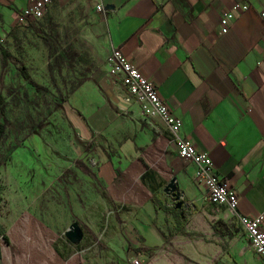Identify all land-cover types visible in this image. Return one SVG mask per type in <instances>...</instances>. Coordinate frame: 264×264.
<instances>
[{
  "label": "crops",
  "instance_id": "1",
  "mask_svg": "<svg viewBox=\"0 0 264 264\" xmlns=\"http://www.w3.org/2000/svg\"><path fill=\"white\" fill-rule=\"evenodd\" d=\"M231 1L52 0L44 12L49 7H84L93 21L86 35L93 57L102 59L111 48L119 49L153 84L168 112L180 119L179 135L206 152L217 177L228 180L237 195V213L264 218V31L259 16L264 0H248L249 9L221 33L218 19ZM29 2L0 0V34L12 28L39 34L34 22L41 18L15 23L16 12ZM96 3L113 10L97 12ZM110 85L120 90L119 81ZM72 105L86 107L77 97ZM67 117L78 130L80 146L89 139L101 143L116 130L128 132L117 149L119 163L112 162L106 149L98 154L95 175L107 186L122 184L130 207L141 215L144 252L130 254L128 263L137 257V264H261L236 222L240 233L233 232L225 209L207 203L205 190L193 180V166L177 156L159 117H118L115 128L97 115L87 119L69 110ZM170 180L190 204L184 216L176 212L191 219L174 230L175 240L166 241L163 212L154 205L149 186ZM162 197L169 206L170 199ZM117 261L126 264L122 256Z\"/></svg>",
  "mask_w": 264,
  "mask_h": 264
},
{
  "label": "rangeland",
  "instance_id": "2",
  "mask_svg": "<svg viewBox=\"0 0 264 264\" xmlns=\"http://www.w3.org/2000/svg\"><path fill=\"white\" fill-rule=\"evenodd\" d=\"M92 24L84 7H49L34 22L38 35L29 28L0 34V45L24 63L37 86L24 84L11 63L0 74V264H118L120 256L132 264L130 254L144 252L139 210L130 207L122 184L107 186L95 177L98 154L107 149L119 163L117 149L128 132L116 130L101 143L89 139L80 146L67 117L69 110L87 119L97 115L115 128V118L144 116L121 78L110 73L108 51L102 59L93 57L86 38ZM110 81H119L120 90ZM73 97L86 107H73ZM164 186L149 187L154 205L167 208L161 210V233L169 241L191 217L181 218L162 200ZM229 221L239 234L234 219ZM71 224L80 234L75 243L64 235ZM214 231L222 236L218 227Z\"/></svg>",
  "mask_w": 264,
  "mask_h": 264
},
{
  "label": "built area",
  "instance_id": "3",
  "mask_svg": "<svg viewBox=\"0 0 264 264\" xmlns=\"http://www.w3.org/2000/svg\"><path fill=\"white\" fill-rule=\"evenodd\" d=\"M52 0H30L29 4L16 12V24H23L28 20H36L42 17L46 6ZM248 0H232L228 9L222 11L219 19V31L226 32L232 20L240 13L249 9ZM95 10L105 13L113 10L109 4L96 3ZM264 31V9L259 11ZM105 61L110 73L119 75L125 87L127 95L132 97L139 106L141 113L148 117H159L169 132V141L173 144L177 156L193 166L192 177L195 183L205 190L207 203L213 206L223 207L226 213L234 219L246 238L249 248L264 264V226L263 215L254 217L240 215L236 211L237 195L228 180L219 178L215 174L213 163L206 152L195 148L192 141L179 135L180 119L171 115L161 99L158 97L153 84L141 75L139 70L130 63L117 48H111ZM128 100V98H125ZM163 195L170 199L171 206L178 204L177 210L184 216L189 211L190 204L184 199L182 192L177 188L175 181L170 180L163 188ZM68 230V228H67ZM66 230V231H67ZM65 235V233H64ZM75 243L76 239L70 240ZM132 264H137L136 260Z\"/></svg>",
  "mask_w": 264,
  "mask_h": 264
},
{
  "label": "trees",
  "instance_id": "4",
  "mask_svg": "<svg viewBox=\"0 0 264 264\" xmlns=\"http://www.w3.org/2000/svg\"><path fill=\"white\" fill-rule=\"evenodd\" d=\"M29 21V20H28ZM0 54H1V63H0V72L3 70L6 66H8L9 63H12L13 67L15 68L16 72L18 73L19 77L22 79L24 84H28L31 87H34L35 90L37 89V86L34 85L33 81L28 75L26 66L24 63L17 58L13 57L5 47L0 46ZM4 124H5V113H4V99L2 95L0 94V139L4 132ZM79 165V163H77ZM80 167V165H79ZM83 171H87L86 168L83 166L80 167ZM171 209L174 211H177V209L173 206H171ZM161 210L163 212L167 211V208L162 207Z\"/></svg>",
  "mask_w": 264,
  "mask_h": 264
},
{
  "label": "water",
  "instance_id": "5",
  "mask_svg": "<svg viewBox=\"0 0 264 264\" xmlns=\"http://www.w3.org/2000/svg\"><path fill=\"white\" fill-rule=\"evenodd\" d=\"M178 204H176V208H178ZM65 235L67 236L68 239L73 240L76 239V241L80 238V234L78 231V228L76 224H71L68 227V230L65 232Z\"/></svg>",
  "mask_w": 264,
  "mask_h": 264
}]
</instances>
